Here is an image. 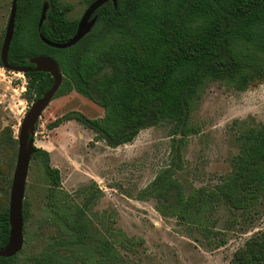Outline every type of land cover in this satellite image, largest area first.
I'll return each mask as SVG.
<instances>
[{
  "label": "rangeland",
  "instance_id": "obj_1",
  "mask_svg": "<svg viewBox=\"0 0 264 264\" xmlns=\"http://www.w3.org/2000/svg\"><path fill=\"white\" fill-rule=\"evenodd\" d=\"M60 1L70 7L71 20L79 21L88 8L86 0ZM11 7L12 0H0V45ZM27 86L24 74L0 66V212L15 171L14 152L4 138L12 131L18 140L35 103L26 99ZM104 114L76 92L55 97L43 112L35 127L34 154L37 148L49 153L60 184L54 186L46 175L43 157L32 156L23 247L10 264H231L234 253L264 231V201L244 215L221 202L200 218L202 226L161 216L147 189L171 164L172 125L144 128L131 143L113 148L79 119L97 121ZM237 122L264 124V82L244 91L227 82L201 88L177 175L187 193L213 190L231 173L239 152Z\"/></svg>",
  "mask_w": 264,
  "mask_h": 264
},
{
  "label": "trees",
  "instance_id": "obj_2",
  "mask_svg": "<svg viewBox=\"0 0 264 264\" xmlns=\"http://www.w3.org/2000/svg\"><path fill=\"white\" fill-rule=\"evenodd\" d=\"M51 2L43 35L51 42L66 43L79 21L68 17L70 7L60 0ZM41 11L42 0L18 1L10 67H33L28 60L38 55L56 59L63 83L55 97L76 92L101 106L103 119H79L113 148L131 143L144 128L172 125L171 164L147 189L161 216L202 226L200 218L221 202L244 215L264 201V124L237 122L239 152L231 173L213 190L187 193L177 179L183 169L181 150L193 131V102L201 88L209 82H227L244 91L264 82V0H117L116 7L109 2L97 11L92 32L69 49L52 48L41 40ZM1 48L2 44L0 53ZM0 66L4 68L1 60ZM24 76L31 103L54 84L48 73ZM4 139L16 166L18 140L12 131ZM37 157H43L46 175L59 186V171L51 167L49 153L37 148L33 158ZM11 186L12 182L5 192V211L0 212V247L9 239ZM83 215L78 212L79 219ZM14 259L0 257V264ZM231 264H264V231L248 239Z\"/></svg>",
  "mask_w": 264,
  "mask_h": 264
},
{
  "label": "water",
  "instance_id": "obj_3",
  "mask_svg": "<svg viewBox=\"0 0 264 264\" xmlns=\"http://www.w3.org/2000/svg\"><path fill=\"white\" fill-rule=\"evenodd\" d=\"M18 1L12 0V7L8 24L6 27L0 60L4 69L11 72L26 74L30 72L48 73L54 79V84L41 98H39L31 107L22 121L18 136V154L15 166V171L12 180L10 202H9V239L4 247H0L1 258H13L23 247L24 236V218L23 204L26 191V183L29 172V167L34 148L35 127L43 112L47 109L50 103L58 93L63 83V73L56 59L47 55H38L28 60L33 67L12 68L8 64V54L10 46L15 34L17 23ZM109 2L117 6V0H95L84 12L78 22L75 35L66 43L58 44L51 42L43 35V25L47 21L49 11L52 9L51 0H42V11L38 23V33L41 40L48 46L57 49H69L77 45L83 38L90 34L95 27L98 14L97 11L107 5Z\"/></svg>",
  "mask_w": 264,
  "mask_h": 264
}]
</instances>
